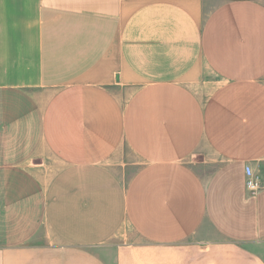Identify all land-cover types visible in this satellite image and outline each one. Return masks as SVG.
<instances>
[{
  "label": "crops",
  "instance_id": "crops-1",
  "mask_svg": "<svg viewBox=\"0 0 264 264\" xmlns=\"http://www.w3.org/2000/svg\"><path fill=\"white\" fill-rule=\"evenodd\" d=\"M0 264H264V0H0Z\"/></svg>",
  "mask_w": 264,
  "mask_h": 264
},
{
  "label": "rangeland",
  "instance_id": "rangeland-1",
  "mask_svg": "<svg viewBox=\"0 0 264 264\" xmlns=\"http://www.w3.org/2000/svg\"><path fill=\"white\" fill-rule=\"evenodd\" d=\"M205 76L209 77V80L206 83V86L201 83L194 86L199 92L203 93L205 96L208 94V92L213 88L215 83H213V77L210 73H204ZM203 87V88H202ZM121 161H124L127 165V169L125 170V176L128 177L130 173L134 171V169L137 168L139 165L138 160H136L130 150L127 148H124L123 154L121 156ZM210 161L214 162L215 159H213V156L211 154L210 149L205 148L204 150L192 154L191 157H189V163L192 166H195L199 170H203V167L206 163H209ZM130 243H140L138 242L137 237L135 236L134 232L130 227H125L121 230L119 234L114 236L113 240L110 241L109 245L111 246H117V245H125Z\"/></svg>",
  "mask_w": 264,
  "mask_h": 264
},
{
  "label": "built area",
  "instance_id": "built-area-1",
  "mask_svg": "<svg viewBox=\"0 0 264 264\" xmlns=\"http://www.w3.org/2000/svg\"><path fill=\"white\" fill-rule=\"evenodd\" d=\"M246 187L250 191L256 192V191H258V187H259L258 181L254 178H248L246 180Z\"/></svg>",
  "mask_w": 264,
  "mask_h": 264
}]
</instances>
